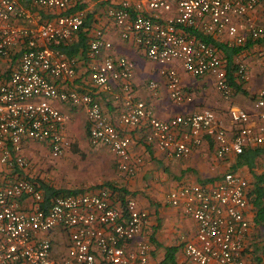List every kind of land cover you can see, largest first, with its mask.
Masks as SVG:
<instances>
[{
    "label": "built area",
    "instance_id": "2783aa9c",
    "mask_svg": "<svg viewBox=\"0 0 264 264\" xmlns=\"http://www.w3.org/2000/svg\"><path fill=\"white\" fill-rule=\"evenodd\" d=\"M73 1L0 0V63L5 64L0 67V167L22 172L17 178L0 177V264H152L150 245L136 239L147 215L133 198L119 208L109 201L110 189L100 188L46 202L42 189L24 177L30 164L23 154L26 143H46L53 158L66 154L72 143L62 131L67 115L51 104L54 100L84 106L88 142L108 146L121 172L134 175L141 161L132 156L131 138L106 118L94 94L60 90L51 80H71L77 73L78 58L55 45L70 42L84 25L83 10L63 13ZM259 1L112 0L106 14L121 38L141 47L148 60L160 65L168 95L176 103L190 101L191 95L182 91L174 63L195 77L212 75L222 99L230 101L234 91L219 51L185 30L198 29L215 37L226 34L238 45L264 39V19L259 23L253 19ZM34 8L58 13L43 19ZM111 48L104 29H94L91 55ZM134 68L131 59L111 55L89 68L93 87L121 102L122 125L146 127V141L170 158L187 157L207 137L218 159L260 148L257 167L264 172V88L250 109L229 105L228 122L210 109L162 120L136 97ZM235 72L239 82L247 80L245 63H238ZM148 86L156 89L157 84L150 81ZM248 187L245 177L230 170L210 187L190 184L167 194L172 205L182 200L185 212L196 222L194 240L184 246L191 264H247ZM23 197L31 199L30 212L19 209ZM57 229L69 239L67 252L58 259L51 256L48 236Z\"/></svg>",
    "mask_w": 264,
    "mask_h": 264
},
{
    "label": "crops",
    "instance_id": "0c3cea01",
    "mask_svg": "<svg viewBox=\"0 0 264 264\" xmlns=\"http://www.w3.org/2000/svg\"><path fill=\"white\" fill-rule=\"evenodd\" d=\"M110 4H112V0H74L71 3L68 9L72 12L83 10L86 14L85 21L87 24L79 30L70 42H60L55 45L64 50L65 53L70 52V55L78 58L77 73L71 80L62 82L56 79L51 80L57 83L60 90H76L81 93L94 94L106 118L116 125L123 134L131 138L130 151L132 156L140 158L141 161L137 165L134 175L124 174L118 169L114 154L108 146L91 145L88 142L89 122L84 106H74L60 100L50 101L52 105L67 115V120L62 126L63 133L71 140L75 138V141L80 135L81 139L92 148L94 157H97L96 160H99L100 163L109 161L111 165H108V168L113 170L114 178L112 181L94 183L83 189L72 190L76 192L71 194L109 188L111 191L109 201L119 208L124 207L127 198H133L138 207L147 215L142 231L136 239L146 241L150 245L149 262L152 264H191L185 257L184 246L189 241L194 240L196 222L185 212L182 200L179 204L172 205L167 202V194L174 189L190 184L210 187L219 181L226 171L234 169L233 164H235L237 155L231 153L224 159L216 158L213 143L207 137L201 145L193 148L187 157H168L156 144L146 141V127H129L120 123L121 102L113 100L110 93L96 90L93 87L88 75L89 68L107 55L127 57L134 62L135 66L132 86L136 97L150 105L155 116L159 119L166 120L178 114L210 109L222 116L225 122H228L227 108L229 105L235 104L250 109L258 91L264 88L262 77L264 73V39H249L242 46H237L226 34L218 37L212 36L217 42L225 45L228 50L230 47H240L239 52L232 55L229 68H237V64L243 62L248 71V78L242 83L241 90L232 88L234 94L230 101L222 99L216 89L212 75L205 74L195 77L187 73L181 65L174 63L180 76L182 91L191 95L190 101L176 103L168 95L165 80L159 72L160 65L148 60L141 47L121 38L116 26L109 20L106 11ZM34 9L43 19L53 18L58 13L52 9ZM253 19L257 23L264 19V0L259 1ZM99 27L104 29L105 39L112 42V48L103 49L100 53L91 55L89 42L93 36V30ZM191 29L186 28L184 30L193 34L190 32ZM86 47L87 49H85ZM65 49L68 51L66 50V52ZM218 51L220 52V50ZM3 66L5 64L0 63V67L3 68ZM232 77L234 82H239L235 73L232 74ZM150 81L156 82V89L148 86ZM230 82L228 81L231 85ZM232 86L234 87L233 84ZM114 88L117 87L114 86ZM30 149L41 151L39 152L41 154L47 152L50 155L48 146L44 142L30 141L25 144L23 154L30 163L29 171L24 176L25 179L42 189L46 202H49L52 198L47 199L44 192L45 187L49 185L37 172L41 166V160L35 158ZM51 158L55 159L52 156ZM259 158L260 155L256 158L253 171L247 168L238 170L249 182L255 180V175L263 174V171L257 167ZM62 167L64 168L65 164L62 163ZM20 175L22 176V172L17 167L15 169L0 167V177L4 179L8 176H12V178L21 177ZM255 197V193L251 194V191H247L246 217L250 226L244 239V254L247 264H264V226L255 220L257 211L254 205ZM19 209L30 212L32 209L31 199L23 197L19 203ZM39 235L45 237L42 233ZM48 236L52 241L51 256L58 259L67 252L68 235L64 230L57 229Z\"/></svg>",
    "mask_w": 264,
    "mask_h": 264
},
{
    "label": "rangeland",
    "instance_id": "374dc122",
    "mask_svg": "<svg viewBox=\"0 0 264 264\" xmlns=\"http://www.w3.org/2000/svg\"><path fill=\"white\" fill-rule=\"evenodd\" d=\"M72 140L75 145L71 143L72 149L69 148L66 154L58 159H52L47 152L41 154L39 153L41 151L30 149L34 157L41 160V166L37 170L39 176L43 177L49 186L64 190L83 189L94 183L112 181L113 170L108 168L111 163L97 161L92 148L81 139L80 135L76 141L75 138ZM62 163L65 164L64 168Z\"/></svg>",
    "mask_w": 264,
    "mask_h": 264
},
{
    "label": "trees",
    "instance_id": "16d2710c",
    "mask_svg": "<svg viewBox=\"0 0 264 264\" xmlns=\"http://www.w3.org/2000/svg\"><path fill=\"white\" fill-rule=\"evenodd\" d=\"M70 12H72V11L68 9V10L64 11L63 13L67 14ZM86 22L87 21H85V23L82 27H84L87 24ZM190 32L193 33L197 38H200L202 41L213 45L217 50H220L219 54H220L221 58L223 59V62L225 63V65L227 67L226 68L227 73H230V74H228L229 76L227 77V80L231 81L230 86H232V84H233L234 85V87L232 86L233 89L235 88V90H241V85L243 82H234L233 77H232V74L236 73L235 72L236 68H234V67H233V69L229 68V66L232 62V59H231L232 55L238 53L240 50V47H230V49L228 50L225 48V45H223L220 42H217L212 37V35L210 36V35L203 33L202 31L194 30V29L193 30L191 29ZM256 40H260V39H256ZM234 44H236V43L234 42ZM236 45L242 46V45H238V44H236ZM85 49H87V47ZM66 50L67 49H65V51ZM67 53H68V55H70V52H67ZM262 152H263V149H260V148L245 149L244 152H242L241 154L236 156V159L234 162L235 164H233L234 169H231V170L234 172H238V170L240 168H244V169L247 168V169L252 170L255 167V162L257 160L256 159L257 156L261 155ZM248 184H249V187H248L247 191L249 190V191H251V194L255 193V195H256V197L254 199V205L257 208L255 220L257 223H261L264 226V172L261 175H255V180L254 181L252 180V182L248 181ZM44 192L47 196V199H50V198H54L55 196H59V195H69L71 193H75L76 191L56 189V188H53V186H46ZM45 200H46V197H45Z\"/></svg>",
    "mask_w": 264,
    "mask_h": 264
}]
</instances>
